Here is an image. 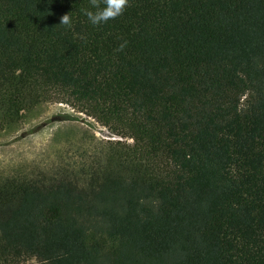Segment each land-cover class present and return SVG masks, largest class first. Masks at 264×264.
Listing matches in <instances>:
<instances>
[{
    "label": "trees",
    "instance_id": "trees-1",
    "mask_svg": "<svg viewBox=\"0 0 264 264\" xmlns=\"http://www.w3.org/2000/svg\"><path fill=\"white\" fill-rule=\"evenodd\" d=\"M84 7L0 0V129L56 101L119 137L0 174V264H264V0Z\"/></svg>",
    "mask_w": 264,
    "mask_h": 264
},
{
    "label": "rangeland",
    "instance_id": "rangeland-1",
    "mask_svg": "<svg viewBox=\"0 0 264 264\" xmlns=\"http://www.w3.org/2000/svg\"><path fill=\"white\" fill-rule=\"evenodd\" d=\"M111 138L119 137L66 103L43 102L0 129V174L28 172L54 162L58 155L76 152L81 142Z\"/></svg>",
    "mask_w": 264,
    "mask_h": 264
},
{
    "label": "clouds",
    "instance_id": "clouds-1",
    "mask_svg": "<svg viewBox=\"0 0 264 264\" xmlns=\"http://www.w3.org/2000/svg\"><path fill=\"white\" fill-rule=\"evenodd\" d=\"M127 4L128 0H88V7L81 8L80 11L89 24L100 26L120 16ZM58 24L71 27L70 12L61 15Z\"/></svg>",
    "mask_w": 264,
    "mask_h": 264
}]
</instances>
